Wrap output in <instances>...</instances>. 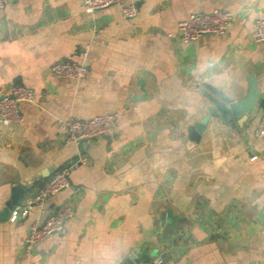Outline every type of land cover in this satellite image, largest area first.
<instances>
[{
	"label": "crops",
	"instance_id": "crops-1",
	"mask_svg": "<svg viewBox=\"0 0 264 264\" xmlns=\"http://www.w3.org/2000/svg\"><path fill=\"white\" fill-rule=\"evenodd\" d=\"M3 2L0 88L21 85L36 101L19 105L21 123L0 128V212L13 187L25 202L55 171L84 162L42 212L0 221V264H264V137H254L264 43L251 39L264 0H126L130 18L116 6L87 12L79 0ZM214 10L234 15L223 35L178 39L179 21ZM63 61L88 74L54 78L50 67ZM249 78L253 114L210 116L192 139L212 108L206 86L238 99ZM108 113L112 134L84 147L64 141L59 121ZM60 207L73 213L64 232L27 254L29 227Z\"/></svg>",
	"mask_w": 264,
	"mask_h": 264
},
{
	"label": "built area",
	"instance_id": "built-area-1",
	"mask_svg": "<svg viewBox=\"0 0 264 264\" xmlns=\"http://www.w3.org/2000/svg\"><path fill=\"white\" fill-rule=\"evenodd\" d=\"M87 12H96L110 6H116L124 18L134 16V9L126 6V0H79ZM4 8L3 0H0V11ZM234 15L231 12L214 10L209 13H196L176 24L177 37L182 43H189L204 35H223ZM251 39L254 43H264V20L255 19L251 28ZM85 56V54H83ZM50 74L59 80L79 81L88 74V69L83 63L69 61L56 62L50 67ZM36 101L35 93L21 85H10L0 88V128L21 123L19 105L22 103L33 104ZM116 115H97L87 120L67 119L59 121L58 127L63 132L66 143H80L101 139L115 131ZM254 137H264V108L262 109L259 122L254 130ZM84 162L78 157L66 167L55 171L35 194L26 200L20 207H16L10 214V222H15L29 209L36 208L42 212L47 200L69 187L68 176L71 168H75ZM72 210L68 207H60L49 214L41 225L33 224L29 227L24 240V251L29 254L39 243L48 237L62 234L66 222L72 217ZM163 259L156 257L143 260L136 264H162Z\"/></svg>",
	"mask_w": 264,
	"mask_h": 264
},
{
	"label": "water",
	"instance_id": "water-1",
	"mask_svg": "<svg viewBox=\"0 0 264 264\" xmlns=\"http://www.w3.org/2000/svg\"><path fill=\"white\" fill-rule=\"evenodd\" d=\"M142 86V83H139ZM210 92L208 96L212 108L208 110L206 115L200 122L190 127V137L194 140L198 139V135L203 131L210 116H219L224 123L229 122L232 117H239L241 122H244L250 117L257 106V89L255 82L249 78L248 88L243 97L232 99L225 96L223 93L206 86ZM142 90V87H141ZM87 141H81L79 144L83 147ZM19 191V192H18ZM16 193H19L17 195ZM24 196L23 191L18 187L12 188V196L8 202L5 203L3 210L0 212V221L6 220L10 213L23 204Z\"/></svg>",
	"mask_w": 264,
	"mask_h": 264
},
{
	"label": "clouds",
	"instance_id": "clouds-1",
	"mask_svg": "<svg viewBox=\"0 0 264 264\" xmlns=\"http://www.w3.org/2000/svg\"><path fill=\"white\" fill-rule=\"evenodd\" d=\"M102 255L108 257L110 259L109 253L107 252V250H105L104 252H102Z\"/></svg>",
	"mask_w": 264,
	"mask_h": 264
}]
</instances>
